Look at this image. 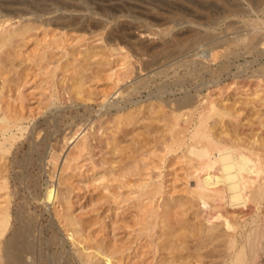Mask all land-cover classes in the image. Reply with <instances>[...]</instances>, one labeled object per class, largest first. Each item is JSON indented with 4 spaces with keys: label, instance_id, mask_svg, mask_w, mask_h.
<instances>
[{
    "label": "rangeland",
    "instance_id": "1",
    "mask_svg": "<svg viewBox=\"0 0 264 264\" xmlns=\"http://www.w3.org/2000/svg\"><path fill=\"white\" fill-rule=\"evenodd\" d=\"M9 1L0 0L10 30L0 29L3 41L10 36L0 45V117L9 119L0 133V263L10 264L6 245L26 256L16 264H229L223 225L218 238L200 232L183 179L189 160L169 146L174 117L192 127L205 118L215 139L264 155V0ZM157 174L164 191L153 207L169 197L183 205L173 234L156 225L163 247L152 263L133 231L135 183ZM225 211L255 228L264 204ZM10 234L18 239L6 244ZM260 255L247 264H264Z\"/></svg>",
    "mask_w": 264,
    "mask_h": 264
},
{
    "label": "bare ground",
    "instance_id": "2",
    "mask_svg": "<svg viewBox=\"0 0 264 264\" xmlns=\"http://www.w3.org/2000/svg\"><path fill=\"white\" fill-rule=\"evenodd\" d=\"M11 2H12V0H11ZM14 2H16V1L13 0V3ZM30 2H31V0H30ZM2 3H3V0H2ZM17 3H18V0H17ZM35 4H37V3H35ZM0 7L2 8V6H0ZM6 11H8V10H6ZM6 20H8V19H3L0 23V27H1L0 29H2L1 30L2 35L4 32L10 31L7 26L3 25V23ZM180 22H182V21H180ZM69 23H71V22H69ZM66 25H67V22H66ZM54 26H55V24H54ZM82 28H84V27H82ZM2 35H0V45H4L6 43V41L9 40V37H10L9 36L6 39V41H3L5 38L2 37ZM234 36H236V35H234ZM61 37L62 36H60V38ZM69 37H71V36L69 35ZM83 37L84 36L82 35V38ZM243 38H245V37L243 36ZM65 40H67V39H65ZM240 40H244V39H240ZM245 40H246V38H245ZM2 42H4V44H1ZM192 46L190 45V47H192ZM137 48H138V46H137ZM167 53H169V52H167ZM171 53H170V55H171ZM165 56H163V58H165ZM168 56H166V57H168ZM154 60L151 59L152 62ZM159 62H160V59H159ZM211 84H213V83H211ZM175 106H176V104H175ZM215 107L217 108V106H215ZM215 107H214V109H215ZM260 109H262V108H260ZM189 113L191 114V112H189ZM174 119H175L176 124H178L180 126V128H177L178 130H175L174 132H172L171 141H170L171 143L169 146V152H176V150H182L180 157L181 158H188V160H189L188 161L189 165L183 167L184 168L183 179H184V183L186 185V191L188 193V198H189L188 202L191 201L192 202L191 204L198 206V208L200 210L199 214L196 215V217H200V216L202 217V220L201 219L198 220V223L201 226L200 232H202L203 234H206L208 236L214 235L211 237V239L218 238L219 236H221V234L214 233V231L217 229L218 226L223 225V227L225 229L222 227L223 230H220V231L223 232L222 233V235L224 236L223 246H224L225 250H224V248L223 249L221 248V250L220 249L219 250L220 251H222V250L226 251L227 256L231 260L229 264H247V262H248L247 260L249 258H250V260H256L259 257L261 250L264 249V228L261 229V227H264V215H260L259 214L260 211L259 212L255 211V213L253 212L254 214L251 217V221L256 222L258 224L255 228H247L246 223H245L247 220H245L243 224L240 223L239 220L232 218L231 216L227 215L225 208L228 206V207H231V210H237L238 211L240 209V211H242L245 215L247 213H250L251 209L253 207H256V208L259 207L260 208V206H262V204H264V161L261 160V156H264V155H260L261 153L255 152L252 149L242 150L238 147L235 148L226 142L222 143L219 140L215 139L213 134L208 130V128L206 126V119L205 118H200L198 120V124L195 125L194 127H192V123L190 120L183 121V123L180 124L182 120H180L178 117H174ZM0 120H2V124L0 125V133H1V135H4L3 137L5 138V133L8 130L7 126L9 123V119L6 116V114H2V116L0 117ZM12 128H14V127H12ZM1 143H3V142H1ZM59 152H60V150H59ZM160 154H161V152H160ZM167 155H169V154H167ZM7 158H5V159H7ZM185 165H186V163H185ZM2 168H4V167H1V169ZM159 175L161 176V174L149 175L147 182H144V180H143L144 183H140V182L135 183V186H136L135 187V199L138 202V204L136 205L138 211L136 214V221L134 222V225L136 227L134 228L133 231H134L135 237L141 238L143 236V238H145V242H147L148 248H146L143 251V253L152 255L151 256L152 257V259H151L152 263L156 259V256L159 255L157 251H159L161 249V247H163V245L160 244V242H156L153 239V236L155 233L154 229L156 228V225L158 224L159 221H165L164 225L167 226L170 230V233L173 234V232L178 230L177 226L179 225V222H180V219L178 218V216H176V214L179 213L178 210L183 205V203L181 201H179L178 204H176V203L171 204V201L174 197H169V198H165L164 202L159 204V206L162 207L161 210H158L159 206L157 208L153 207V202H154L155 198L164 191L163 180L160 178L157 179L158 177H160ZM52 190L49 191L47 200H50V198H52ZM7 202L6 203L4 202V203L8 204ZM224 202H226L227 204ZM216 220H220V223H218ZM7 223H8V214L4 212L3 216H0V234H3L5 232V230L7 228ZM222 228H219V229H222ZM246 229H248L247 230L248 232H246ZM217 232H219V231H217ZM20 233H22V230ZM195 235H196L195 236V242L197 241V243H200V241H203L202 240L203 235H201L200 233H197ZM15 236H17V235H15ZM15 236L14 235L9 236L6 239V244L10 243L12 240L18 239V237L15 238ZM177 238L178 239L180 238L179 235ZM172 239H174V238H172ZM16 241L17 242L19 241V243H20V239L16 240ZM205 241H206V239H205ZM221 244H222V242H221ZM221 244L219 243V245L217 244V246H220ZM12 245H13V243H12ZM7 247L5 245V248L3 249L5 257H6L5 260L7 262H10V264H11V262L16 264V263L22 261L23 258H25V260H26V256L22 257L18 251H16V252L11 251ZM14 247H16V249H18L17 245ZM139 247H140V245H138L136 243L134 250L136 251ZM208 254L211 255L212 253L211 254L208 253ZM213 254L215 255V253H213ZM213 254L211 256H213ZM222 254L225 255L224 253L221 252L220 255H222ZM216 256H218V255H216ZM223 258L224 257H222V259ZM1 260L2 259H0V262H1ZM102 260L103 261L106 260L105 261L106 263L110 262L109 258H107V257L105 258L104 255L102 256ZM217 264H219V263H217Z\"/></svg>",
    "mask_w": 264,
    "mask_h": 264
}]
</instances>
